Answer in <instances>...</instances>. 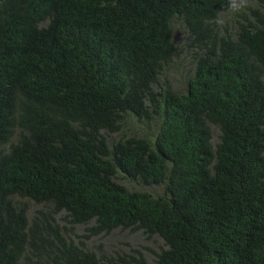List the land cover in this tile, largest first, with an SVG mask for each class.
<instances>
[{"label":"trees","instance_id":"16d2710c","mask_svg":"<svg viewBox=\"0 0 264 264\" xmlns=\"http://www.w3.org/2000/svg\"><path fill=\"white\" fill-rule=\"evenodd\" d=\"M231 8L0 0V264H147L85 245L115 229L159 238L156 264H264V0L232 35L217 25ZM175 23L191 36L182 92L158 81ZM127 117L157 118L152 136L110 139Z\"/></svg>","mask_w":264,"mask_h":264},{"label":"rangeland","instance_id":"374dc122","mask_svg":"<svg viewBox=\"0 0 264 264\" xmlns=\"http://www.w3.org/2000/svg\"><path fill=\"white\" fill-rule=\"evenodd\" d=\"M239 2V0H237ZM248 0L246 2V5ZM250 7H255L253 4ZM239 10H235L233 8L229 9L227 13L219 15L217 19V25L222 30V28L226 27L229 34H233L236 28L234 24L235 13ZM173 27V43L177 50L176 56L172 59V61L168 64L166 69L162 71V74L158 78L160 84H163L166 81L170 87L175 90L182 92L184 90V83L187 78L193 73V64L191 61V51L189 50V43L191 41V36L187 33L182 23L172 24ZM188 48V50H187ZM157 118H154L153 121L150 122L148 127H144L141 125V122L137 121L134 118L127 117L125 119V126L118 133L110 134V139L116 141L121 138H125L129 135L141 136L142 133H146L149 137L152 136L155 125L157 124ZM218 132L212 128V139L211 144L214 147L217 142ZM117 182L123 185L127 190H143V188L139 187L131 183L128 180H125L121 177L122 175H117ZM154 191V189L152 190ZM13 200H18L17 197L13 198ZM30 211L43 209L42 205L33 204L31 201L27 202ZM46 206V205H45ZM31 212V214H32ZM56 223L61 227H66L68 229L69 226L65 221V214L63 212L53 216ZM89 224H93L91 221ZM84 233V226H73L71 233L68 231L65 232L66 236L73 240L74 243L79 241V236ZM85 245L88 249L97 252V247H102V252L106 256H114L116 252L118 253H129L131 250L140 251L147 264H156L155 254H157L163 247L165 248L163 242L156 238L155 236L147 237L141 232L130 233L127 230L115 229L111 231L107 235H100L96 237H91L85 240Z\"/></svg>","mask_w":264,"mask_h":264},{"label":"clouds","instance_id":"9594fccd","mask_svg":"<svg viewBox=\"0 0 264 264\" xmlns=\"http://www.w3.org/2000/svg\"><path fill=\"white\" fill-rule=\"evenodd\" d=\"M246 2L247 0H239V2H237V0H232V8L235 10H240L246 5Z\"/></svg>","mask_w":264,"mask_h":264}]
</instances>
